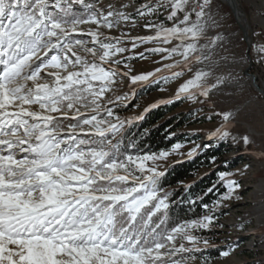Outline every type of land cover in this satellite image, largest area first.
<instances>
[{"label":"snow or ice","instance_id":"6c2138e0","mask_svg":"<svg viewBox=\"0 0 264 264\" xmlns=\"http://www.w3.org/2000/svg\"><path fill=\"white\" fill-rule=\"evenodd\" d=\"M231 2L147 0L129 12L111 3L79 11L84 0H0V264H197L194 254L210 246L197 233L218 223L216 210L240 183L220 172L227 191L211 206L201 203L207 214L173 218L176 201L162 180L183 145L141 149L127 129L143 115L120 111L136 87L160 82L178 84L150 108L183 100L207 105L228 82L214 76L224 37L209 31L248 11L245 0ZM138 25L143 34L133 35ZM146 53L159 57V66L135 73L128 61ZM125 80L129 91L119 87ZM215 118L221 123L210 139L253 146L247 130L237 140L232 129L237 122L251 128L254 111L234 105ZM260 123L264 138V104ZM258 155L264 160V150ZM202 201L189 195L185 202ZM257 231L264 238V205ZM234 251L230 244L219 255Z\"/></svg>","mask_w":264,"mask_h":264},{"label":"rangeland","instance_id":"374dc122","mask_svg":"<svg viewBox=\"0 0 264 264\" xmlns=\"http://www.w3.org/2000/svg\"><path fill=\"white\" fill-rule=\"evenodd\" d=\"M145 2L147 0H84V4L78 5L77 9L83 11L84 5H90L95 9H100L103 6L107 9L108 4L111 3L118 8L121 4L126 5V9L120 8V10L132 12L134 8ZM245 2L248 11L241 21L246 27L248 41L243 39L236 19L234 22L230 18L220 29L209 31L210 36L219 32L224 37L223 43L216 49L218 55L217 63L214 65V76L228 77V82L222 85L219 91L213 93L212 99L207 105H197L187 100L158 104L157 107L166 106L171 109L151 126L176 117L167 127L170 132L168 136L175 138L172 145L176 143L183 145L179 152L184 155L173 154L170 156L166 162L168 168L177 164V161L181 163L193 160L206 148L221 146V154L216 158L215 163L210 160L209 166L197 169L193 172L192 177L181 181L184 184L192 185L205 175H212L210 180L212 185L222 186L223 191L222 193L212 191L216 197L209 204L210 206L227 191L224 183L218 182L220 172L233 173L232 178L241 185L233 197L222 201L216 210L215 218L218 223H215L209 230L197 233L206 238L210 245L208 248H202L200 253L194 254L198 257L197 264H205V258L207 264H264V238L257 231L261 225V206L264 205V160L258 155L259 151L264 150V138L261 135L260 123V107L264 104V98L244 75L245 68L250 66V72L256 75L258 84L264 85V52L259 51L260 48H264V0H245ZM221 3L223 4L225 1L221 0ZM228 7L230 6L228 5ZM124 30L131 31L127 28ZM143 31L138 25L132 34H143ZM111 34L118 35L119 33L112 32ZM84 38L87 39V37ZM145 55L146 59L136 58L128 61L135 73L151 71L159 66L154 63L159 57L147 53ZM233 77L236 78L235 81L232 80ZM177 84L178 82H172L165 85L160 82L136 87L135 96L131 99L129 107L126 110H121L120 115L126 117L142 114L143 119L127 129V136L132 137L138 126L145 120L146 115L152 109L157 108H150L152 104H157L174 95ZM127 85L128 81L125 80L124 84L119 87L123 91H129ZM234 105L242 111L247 108L249 111L255 112L256 119L251 128L246 123L237 122L232 129V134L237 136V140L247 130L253 137L252 147L234 142L231 138L227 140L209 138V133L221 123L219 118L209 119V117L214 116L215 112L221 108H231ZM145 108L150 110L145 113ZM172 145L165 149H171ZM196 145H201V149L198 150L195 157L188 158L187 152ZM203 145H207V147H203ZM181 182L173 189L185 190ZM205 214H207L206 210L202 208L199 216ZM242 223L245 224L243 228L240 226ZM230 244L235 249L234 253L227 258L221 257L219 253L226 250Z\"/></svg>","mask_w":264,"mask_h":264},{"label":"trees","instance_id":"16d2710c","mask_svg":"<svg viewBox=\"0 0 264 264\" xmlns=\"http://www.w3.org/2000/svg\"><path fill=\"white\" fill-rule=\"evenodd\" d=\"M169 109H171V107L166 106H159L152 109L151 112L146 115L143 123L139 125L138 129L133 133L132 137L136 138L141 149L159 151L170 147L174 143L175 138H170L168 136L170 132L167 127L172 123L173 118L175 119L176 117H172L163 123L151 127L152 124L162 118L164 113L169 111ZM144 129H148L147 134H143ZM221 151V146L206 148L193 160L169 166L162 183L165 188L171 187V190L173 191V199L176 201L171 212L173 218L181 219L198 217L202 212L201 203H206L208 205L212 203L213 199L216 197L215 194L211 192L205 195V189L212 185V181H210L212 175H205L200 178L192 184L188 190L173 189V187L177 186L181 181L192 177L193 172L197 169L209 166L211 157L215 156L217 158L221 154ZM213 191L215 193H222L223 188L222 186L217 185ZM189 195L193 197L203 196V201L198 202L196 205H190L185 202Z\"/></svg>","mask_w":264,"mask_h":264},{"label":"water","instance_id":"95a60500","mask_svg":"<svg viewBox=\"0 0 264 264\" xmlns=\"http://www.w3.org/2000/svg\"><path fill=\"white\" fill-rule=\"evenodd\" d=\"M228 4V3H227ZM229 5V4H228ZM230 7H232L231 5H229ZM237 21V20H236ZM241 31H242V34H243V39L245 41H248L249 37H248V33H247V30H246V27L240 23L239 21H237ZM244 75L250 80L252 86L255 88V90L261 94L264 98V92H262V89L263 88V85L260 86L257 82V77L256 75H254L253 73L250 72V66H247L244 70Z\"/></svg>","mask_w":264,"mask_h":264},{"label":"bare ground","instance_id":"6f19581e","mask_svg":"<svg viewBox=\"0 0 264 264\" xmlns=\"http://www.w3.org/2000/svg\"><path fill=\"white\" fill-rule=\"evenodd\" d=\"M223 1H225L226 4L228 3L229 5L232 6V2H231V0H223ZM236 20L239 21L240 23H242V21H241L242 19H241L239 13L236 14ZM242 24H243V23H242ZM263 86H264V85H263ZM263 88H264V87H263Z\"/></svg>","mask_w":264,"mask_h":264}]
</instances>
